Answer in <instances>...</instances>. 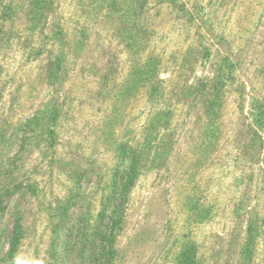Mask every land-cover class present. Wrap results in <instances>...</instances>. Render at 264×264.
<instances>
[{
	"label": "rangeland",
	"instance_id": "374dc122",
	"mask_svg": "<svg viewBox=\"0 0 264 264\" xmlns=\"http://www.w3.org/2000/svg\"><path fill=\"white\" fill-rule=\"evenodd\" d=\"M132 157L115 264H264V0H0V264H98Z\"/></svg>",
	"mask_w": 264,
	"mask_h": 264
},
{
	"label": "trees",
	"instance_id": "16d2710c",
	"mask_svg": "<svg viewBox=\"0 0 264 264\" xmlns=\"http://www.w3.org/2000/svg\"><path fill=\"white\" fill-rule=\"evenodd\" d=\"M37 1L44 5L46 4L47 0ZM53 118L55 117L53 116ZM258 120L262 119L260 117L257 119V124H260V121ZM124 154L127 155L126 150L124 151ZM131 159H133L132 162L125 170H119L117 172L113 184V191L106 203L103 204V209L99 213L100 222L94 228V239L96 238L97 245L95 249L91 250L90 254L94 255L98 264H115L117 256L116 232L118 229H120L121 223L123 221V204L125 201L124 195L132 187L136 177L137 158L132 157ZM107 214H109L110 223L107 227H101V222L106 218ZM23 237L24 226L22 224L21 217L17 216L10 240L9 251L5 257L6 262H11L15 258ZM251 242H249L244 248L247 250V253L251 252L252 250L250 244Z\"/></svg>",
	"mask_w": 264,
	"mask_h": 264
}]
</instances>
